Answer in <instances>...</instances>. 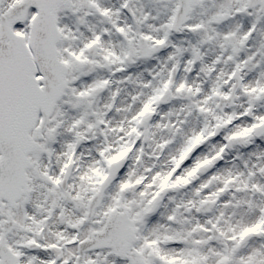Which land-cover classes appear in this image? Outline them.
<instances>
[{
    "label": "snow or ice",
    "instance_id": "obj_1",
    "mask_svg": "<svg viewBox=\"0 0 264 264\" xmlns=\"http://www.w3.org/2000/svg\"><path fill=\"white\" fill-rule=\"evenodd\" d=\"M0 264H264V0H0Z\"/></svg>",
    "mask_w": 264,
    "mask_h": 264
}]
</instances>
